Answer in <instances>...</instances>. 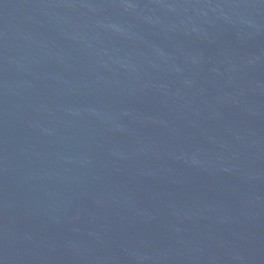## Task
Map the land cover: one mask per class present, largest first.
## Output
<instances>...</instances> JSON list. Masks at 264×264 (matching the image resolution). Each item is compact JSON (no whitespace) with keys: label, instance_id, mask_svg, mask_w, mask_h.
<instances>
[{"label":"water","instance_id":"water-1","mask_svg":"<svg viewBox=\"0 0 264 264\" xmlns=\"http://www.w3.org/2000/svg\"><path fill=\"white\" fill-rule=\"evenodd\" d=\"M0 264H264V0H0Z\"/></svg>","mask_w":264,"mask_h":264}]
</instances>
